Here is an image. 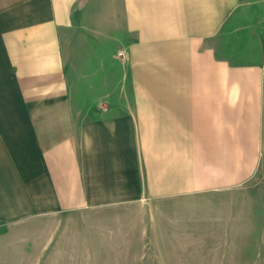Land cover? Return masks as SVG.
Segmentation results:
<instances>
[{
    "label": "crops",
    "instance_id": "0c3cea01",
    "mask_svg": "<svg viewBox=\"0 0 264 264\" xmlns=\"http://www.w3.org/2000/svg\"><path fill=\"white\" fill-rule=\"evenodd\" d=\"M90 2L0 0V248L54 223L37 243L51 250L62 219L87 216L112 219L102 249H120L115 219L139 208L196 226L171 247L264 264V38L228 40L248 3L96 0L128 56L96 45L78 83L64 39Z\"/></svg>",
    "mask_w": 264,
    "mask_h": 264
},
{
    "label": "rangeland",
    "instance_id": "374dc122",
    "mask_svg": "<svg viewBox=\"0 0 264 264\" xmlns=\"http://www.w3.org/2000/svg\"><path fill=\"white\" fill-rule=\"evenodd\" d=\"M92 1L89 8L82 11V24L76 25L67 37L68 39H64V47L68 46L69 49L67 60H69L72 68L71 77L76 82H80L82 71L83 74L87 75V68L91 67V63L93 66L95 65V57L92 56H95L96 45H100L106 50L107 57L110 58L112 53H116L117 57L122 59L119 57V53L123 51V43L118 39L125 36V27L114 20L111 12L108 11L104 12L108 13L109 16L104 20H99V23L97 20V2L96 0ZM246 2L248 3L247 10L243 15H239L241 20L235 26L236 32L235 34L232 33L233 35L229 36L228 40L231 42L232 39H237L242 45H248L246 50H250L253 41H256L255 36L259 35L264 38V0H246ZM97 37L101 42L97 41ZM263 46L262 44L261 47ZM82 90L86 92V90ZM82 90L78 91V95L83 94ZM78 109L80 110V106ZM200 204L203 206L202 203ZM201 206L195 208L192 205L185 206L183 210L186 211H183V214L190 217L195 213L205 215L206 211L202 210L204 208ZM168 209L173 213L171 210H174V207ZM142 210L139 208L124 209L120 211V217L115 219L118 225L115 226L118 227L120 233L118 243L120 249H102V228L100 230L99 228L110 226L112 219L109 218L110 222L107 223L105 217L81 216L79 218H65L60 221L58 224L61 226L60 232L52 240L51 250H45L42 247L39 249L37 243H43L47 230L51 227L52 231L54 230V223L52 226L47 224L41 226V229L37 230L28 229L9 233L8 245H3L0 248V264H112V262L114 264H228L229 262H238L237 259L226 258L224 256L226 251L221 249L178 250L171 247L175 246L172 242L177 241L175 240L176 236L181 234L180 230H183L178 227L179 218L177 220L170 216L169 219L163 221L164 224L169 222L166 229L160 227L162 225L160 224L161 219L158 218L156 221L160 225H156L154 219L155 223L150 224L148 221L150 217L147 218ZM195 228L196 226L189 224L188 227L184 228L189 230H183L186 233V238L192 242H194L193 232ZM204 230L206 229H202L200 233L202 242L203 240L208 241L209 236L208 233L205 235ZM87 231L92 233L87 234ZM98 237L100 240L97 243ZM1 238L5 241L4 237ZM248 261L257 264L256 262L259 260L248 259Z\"/></svg>",
    "mask_w": 264,
    "mask_h": 264
},
{
    "label": "built area",
    "instance_id": "2783aa9c",
    "mask_svg": "<svg viewBox=\"0 0 264 264\" xmlns=\"http://www.w3.org/2000/svg\"><path fill=\"white\" fill-rule=\"evenodd\" d=\"M127 56H128V54H127L126 51H121V52L119 53V57H121L122 59H126Z\"/></svg>",
    "mask_w": 264,
    "mask_h": 264
}]
</instances>
